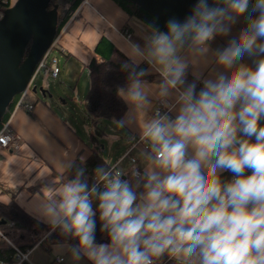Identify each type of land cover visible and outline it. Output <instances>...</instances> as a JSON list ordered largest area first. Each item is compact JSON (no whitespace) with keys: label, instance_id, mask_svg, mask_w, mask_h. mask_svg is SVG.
<instances>
[{"label":"clouds","instance_id":"obj_1","mask_svg":"<svg viewBox=\"0 0 264 264\" xmlns=\"http://www.w3.org/2000/svg\"><path fill=\"white\" fill-rule=\"evenodd\" d=\"M241 16L246 25L214 52L225 71L197 92L186 84L188 57L206 56L209 42L228 36ZM145 40L123 65L129 76L118 95L129 110L116 122L139 124L143 171L135 161L127 170L101 167L90 187L78 170L49 190L42 216L78 240L69 248L74 261L264 264V0H196L183 21L153 27ZM246 55L252 65L241 63ZM145 61L161 77L155 96L175 98L174 116L148 115L152 89L147 72L137 71ZM97 214L108 243H96Z\"/></svg>","mask_w":264,"mask_h":264},{"label":"crops","instance_id":"obj_2","mask_svg":"<svg viewBox=\"0 0 264 264\" xmlns=\"http://www.w3.org/2000/svg\"><path fill=\"white\" fill-rule=\"evenodd\" d=\"M245 25L244 16L239 17L228 36H217L209 42V52L206 56H189L188 70L190 74L203 83L205 78H215L216 72L225 71L215 64L214 52L218 48L226 47L228 41L234 38L241 27ZM123 29H127L132 34L130 40L124 39L121 33ZM151 30L139 20L130 18L113 0H87V4H81L61 33L52 41V44H55L53 52H57L60 56L57 57L60 69L58 80L62 82L65 79L69 89H73L74 86L75 89H78V80L85 77L83 96L85 94L86 99L90 88L88 65L93 59L94 49L99 40L101 38L107 39L132 62L130 57L132 46L145 47V37L151 34ZM253 59L246 55L241 63L252 65ZM138 66L145 67L147 76L152 78L144 79L152 89V94L149 96L151 108L148 110V115L152 116V108L155 102L159 100L155 96V89L152 86L158 85L161 82V77L159 73L151 69L146 61L140 62ZM34 86H36L35 82L32 88ZM41 88L45 90L44 87ZM37 93L31 92L27 98V101L32 104L30 112L21 108L11 118V129L22 140L20 146L15 151L0 148V204H7L13 200L23 212L49 227V230L37 229L31 233H22L12 230L8 224L6 229H0V248L4 246L12 248V245L19 248V244L26 246L32 244L34 240H38L32 248L24 249L30 250L28 257L30 261L37 247L38 249L44 247L45 250H50V244H47V240L55 237V243L64 242L68 245V249L62 254L64 256L62 264H64L66 258L71 256L70 246L77 244L67 240L59 229H53L42 216L40 208L50 194L49 190L66 183L63 175L77 159L86 161L91 156L90 133L95 134L94 130L96 129L105 130L107 128L109 132L112 131L111 133L119 132L121 139L125 138L123 151L114 157L113 164L107 163L110 167L119 162L120 167L127 170L131 163L127 158H123V155L129 151L130 156L134 158L142 172L143 164L140 160V152L143 149V144H137V139L140 136L138 123L120 128L117 127L116 122L99 121L95 126H92L89 135L79 134L69 123L68 114L64 109L51 105L46 97L39 98L36 96ZM168 101L174 104L175 98H169ZM124 104L126 114L129 106L125 101ZM174 115L175 111L172 110L171 116ZM133 139L134 142H132ZM96 243H108V239L107 237L106 239L96 238ZM52 262L53 258L47 264H52ZM30 263L33 264L31 261ZM68 264H91V262L86 257L74 261L71 256ZM163 264H174V262H169L166 258Z\"/></svg>","mask_w":264,"mask_h":264},{"label":"trees","instance_id":"obj_3","mask_svg":"<svg viewBox=\"0 0 264 264\" xmlns=\"http://www.w3.org/2000/svg\"><path fill=\"white\" fill-rule=\"evenodd\" d=\"M119 7H121L130 18H135L142 22L149 28H158L160 31H166L167 25L158 21L153 16L145 12L139 6L128 2L126 0H113ZM16 0H0V13L11 8ZM84 0H51L47 12H55L57 16L56 36H58L70 19L75 15ZM212 3V2H211ZM210 3V4H211ZM31 42L28 44L24 53V57L28 54ZM131 64L132 62L127 59L121 52H119L107 39L101 38L94 49V56L91 63L88 65L90 88L87 97L84 101V111L88 118L91 119L95 126L99 121H113L121 120L125 114V104L123 99L118 95V89L124 87L128 82L129 71L123 68L124 64ZM145 70L143 66H138L137 71ZM152 79L151 76L145 75L143 79ZM195 82L197 85V92L203 87V83L193 77L189 70L186 72V84ZM16 96L12 99L9 106L6 108L0 120V128L5 124L11 115L15 103ZM264 125V120L261 121ZM90 133V141L92 143L91 156L86 161L77 159L69 170L63 175L64 180L74 178L78 170H83L82 179H86L89 186L96 182V170L98 168H110L103 158L102 151L104 145L100 142V138L104 133L101 130H94ZM111 131V130H110ZM112 132V131H111ZM231 173L225 172L222 174L223 179H230ZM129 179V175L122 177ZM96 207V204L93 205ZM96 238L106 239V233L100 231L101 225L99 221V214L96 217ZM15 231L22 233H31L37 229L49 230V227L44 226L31 216L23 212L13 200L7 204H0V229H6L7 225ZM70 242H76L70 237H66ZM36 241V242H35ZM38 240H34L32 244L21 245L19 249L32 248ZM14 250L9 246L0 248V262L6 264H13ZM166 258L164 259L165 262ZM163 262V263H164ZM170 262V260H169Z\"/></svg>","mask_w":264,"mask_h":264},{"label":"water","instance_id":"obj_4","mask_svg":"<svg viewBox=\"0 0 264 264\" xmlns=\"http://www.w3.org/2000/svg\"><path fill=\"white\" fill-rule=\"evenodd\" d=\"M50 1L16 0L0 20V120L12 99L25 89L37 63L55 38L57 16L55 12H47ZM126 1L166 25L173 18L183 21L196 3V0ZM37 92L43 97L48 95L42 88L34 86L32 93Z\"/></svg>","mask_w":264,"mask_h":264},{"label":"rangeland","instance_id":"obj_5","mask_svg":"<svg viewBox=\"0 0 264 264\" xmlns=\"http://www.w3.org/2000/svg\"><path fill=\"white\" fill-rule=\"evenodd\" d=\"M2 18L3 16L0 15V20ZM51 56L60 57L59 54L55 51ZM84 79L85 77L78 80V89H75V86L73 87V89H69L65 79L61 82V80L46 78L42 74H40L35 80V85L38 88L44 87L46 93L48 95H51V97H49L48 95L46 96L47 101L53 106L56 105L57 107L64 109V111H66L68 114L69 123L73 125V127L79 132V134L83 133V135L90 133L91 129L93 128L92 126H94L93 122L88 118L83 108V101L85 99V94L83 96ZM36 96L41 99L43 98L41 92H38ZM101 131L104 133V136L102 135V137L100 138V142H102V144L104 145L102 155L106 163H109L111 165L113 164L114 157L118 156L119 153L123 151V146H125V138L123 137L121 139V135L119 132L111 133L107 130V128ZM134 141L135 140L133 139L132 142ZM55 239V237H51V239L47 240V244H50V250H45L44 247L38 249L37 247L31 256L30 261L33 264H47L52 258L53 260L58 257L64 258L62 254L66 252V250L68 249V245L64 242L55 243ZM59 254H61L62 256ZM70 260L71 256L66 258V262L64 264H68Z\"/></svg>","mask_w":264,"mask_h":264},{"label":"built area","instance_id":"obj_6","mask_svg":"<svg viewBox=\"0 0 264 264\" xmlns=\"http://www.w3.org/2000/svg\"><path fill=\"white\" fill-rule=\"evenodd\" d=\"M83 5L87 4V0H84L82 3ZM0 15L3 16V13H0ZM124 39L130 40L132 37V34L127 30L123 29L121 31ZM55 49V44H51L49 48L46 50V52L43 54L39 62L37 63L34 72L32 74V77L25 87V89L19 93L16 97V103L14 106V109L9 116L8 120L5 122V124L0 128V148L2 149H10L11 151L17 150V148L20 146L22 143V140L19 136L13 133L10 122L13 114L18 110V109H24L27 112H30L32 110V104L27 101V98L31 95L32 92V86L36 80V78L42 74L46 78H52L55 80L59 79L60 76V69L58 66V59L57 57H52V52ZM171 102L167 100L166 103L162 102L160 99L157 100L152 108V116L156 115L157 113L163 115V114H168L172 115V110H170ZM140 136L137 139V144H140ZM123 158H127L130 163H132L134 160L133 157L130 156V152L127 151L124 155ZM136 162V161H135ZM116 164H119L117 162ZM102 187V186H101ZM95 205V203L93 204ZM1 235V231H0ZM12 248L15 252L14 255V262L13 264H31L28 257L30 254V250H21L17 248L16 246L12 245ZM64 261L63 257H58L53 260L52 264H62ZM0 264H6L4 262H0Z\"/></svg>","mask_w":264,"mask_h":264}]
</instances>
